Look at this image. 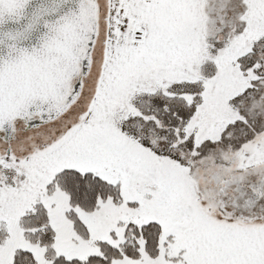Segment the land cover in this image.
Masks as SVG:
<instances>
[{
  "label": "snow or ice",
  "instance_id": "1",
  "mask_svg": "<svg viewBox=\"0 0 264 264\" xmlns=\"http://www.w3.org/2000/svg\"><path fill=\"white\" fill-rule=\"evenodd\" d=\"M0 264H264V0H0Z\"/></svg>",
  "mask_w": 264,
  "mask_h": 264
}]
</instances>
